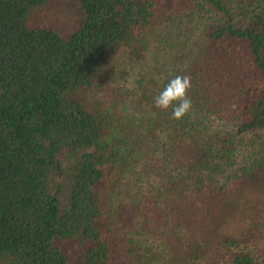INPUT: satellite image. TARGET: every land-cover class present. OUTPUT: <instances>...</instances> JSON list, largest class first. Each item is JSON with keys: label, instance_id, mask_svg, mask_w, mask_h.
Listing matches in <instances>:
<instances>
[{"label": "trees", "instance_id": "trees-1", "mask_svg": "<svg viewBox=\"0 0 264 264\" xmlns=\"http://www.w3.org/2000/svg\"><path fill=\"white\" fill-rule=\"evenodd\" d=\"M50 1L0 0V264H264V0H76L68 34Z\"/></svg>", "mask_w": 264, "mask_h": 264}, {"label": "rangeland", "instance_id": "rangeland-1", "mask_svg": "<svg viewBox=\"0 0 264 264\" xmlns=\"http://www.w3.org/2000/svg\"><path fill=\"white\" fill-rule=\"evenodd\" d=\"M31 19L45 25H50L61 32L68 34L72 32L80 23V13L76 0H52L46 5L37 8ZM106 97L105 95H99ZM257 197V198H256ZM261 196L252 197L255 201L260 216L258 217L260 227H264V202H260Z\"/></svg>", "mask_w": 264, "mask_h": 264}, {"label": "clouds", "instance_id": "clouds-1", "mask_svg": "<svg viewBox=\"0 0 264 264\" xmlns=\"http://www.w3.org/2000/svg\"><path fill=\"white\" fill-rule=\"evenodd\" d=\"M190 75H175L154 97L155 108L167 112L171 109V118L181 120L188 115L192 108V101L188 92L192 87Z\"/></svg>", "mask_w": 264, "mask_h": 264}]
</instances>
